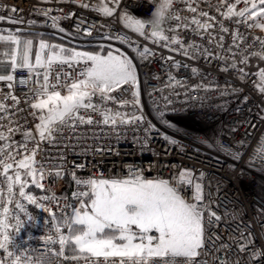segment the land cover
<instances>
[{
  "label": "snow or ice",
  "instance_id": "snow-or-ice-1",
  "mask_svg": "<svg viewBox=\"0 0 264 264\" xmlns=\"http://www.w3.org/2000/svg\"><path fill=\"white\" fill-rule=\"evenodd\" d=\"M74 2L81 8L95 11L99 16L115 18L124 29L145 40L151 39L153 44L163 42L164 47L174 46L170 48L171 51H181L191 59L202 56L223 61L221 70H234L240 79L245 78V68L252 58L264 61V35L254 34V30L264 33V0H151L154 11L148 19L132 14L122 4V0ZM176 4H182L183 8L175 7ZM10 11L14 14L19 10L12 7ZM60 11L63 13V9ZM184 12L191 15H182ZM51 13L50 8L41 12L51 19L52 27L60 32L65 29L60 27L59 21L75 16L73 12L63 16H53ZM4 19V16H0V21ZM8 19L13 23H23L17 17L10 16ZM165 24L169 26L163 27ZM84 25L85 21L81 19L76 24V31L80 32L83 28L86 36H92L98 27L97 24ZM185 31L201 39L206 37L213 48L205 47L195 40L186 42L181 35ZM226 36L230 37L229 43L225 42ZM104 39L118 40L132 46L127 33H110ZM135 51L144 60L155 55L148 46H143L142 50L136 46ZM0 57V81L8 82L7 87L10 89L0 94V121H8L7 124L0 123V249L4 250L8 258L0 259V264H52L44 255L34 261L23 253L9 251L13 244L9 229L15 228L19 233L24 226L19 216L13 217L15 225L9 223V205L16 195V186L19 197L48 213L54 222L55 236L41 237L46 245H59L58 251L47 248L54 257L77 264H208L207 260L198 259L206 254V244L211 240L206 235L205 213L208 214V225L219 221L221 217L204 203V186L200 182L203 173L198 178L192 170L181 169L177 182L173 184L163 178L147 179L133 167L128 168L127 177L112 179H81L72 171L70 176L77 186L72 199L76 203H65L60 208L59 218L51 207L41 201L50 200L60 207L61 197L53 193L37 198L26 192L30 185L44 190L45 179H62L66 174L62 165L46 167L36 160L43 142L55 144L59 134H67V139L73 135L77 140L83 139V134L78 132L81 126L102 124L115 132L121 126L145 123L143 114L119 110L140 105L137 66L128 55L119 49H112L111 45L106 52L103 47L100 51L89 52L51 44L44 38H40L37 43L34 38H28L21 30H17L6 35L0 34ZM65 65L73 72H65ZM175 66L180 67L178 62H175ZM77 67L79 71H76ZM39 69H43V72ZM17 70H26L28 73L26 78L19 79V84H33L24 94L27 98L25 102L32 109L28 115L37 121L32 128L11 119L17 114L11 112L12 108L18 112L26 111L19 107L20 98L11 91L17 82L14 75ZM197 71L196 68L192 69L193 73ZM257 76L258 91L264 95V68L259 69ZM169 80V87H184L173 76ZM129 85L132 88L131 98L123 95L127 91L125 86ZM65 89L67 94L62 95ZM117 92L119 96L113 95ZM9 99L12 101L10 105L4 102ZM109 102L118 104L119 109L109 107ZM93 114L99 115L101 119L97 120ZM160 115L163 117L164 112L161 111ZM154 128L155 125L148 124L144 130ZM16 133L21 135L22 140L13 139ZM163 138L170 144L176 143L168 136ZM147 142L145 137L144 144ZM94 151L103 150L97 148ZM258 152L264 158V145L258 147ZM75 167L82 168L83 165ZM24 176L30 179H22ZM185 189L191 190V201L182 195ZM15 208L27 214L25 206L19 201L15 203ZM65 208L71 210L70 214L64 211ZM62 228H67V234L61 231ZM243 236L244 233H241ZM248 237L251 242V233ZM228 247L221 244L216 250ZM247 247L248 243L242 242L239 251L244 252ZM66 249L72 254L66 255ZM259 255V252L253 253L252 258L258 259ZM56 264H61L60 260ZM219 264H228V261L222 260Z\"/></svg>",
  "mask_w": 264,
  "mask_h": 264
},
{
  "label": "built area",
  "instance_id": "built-area-1",
  "mask_svg": "<svg viewBox=\"0 0 264 264\" xmlns=\"http://www.w3.org/2000/svg\"><path fill=\"white\" fill-rule=\"evenodd\" d=\"M122 4L126 5L132 14L142 19L150 18L154 11L151 0H122ZM12 7L19 11L11 13ZM175 7L183 8V5L176 4ZM202 7L206 8L207 5ZM49 8L52 9L53 16L75 13L72 19L65 18L59 21L60 27L65 29L64 32L53 28L51 19L41 14L43 10ZM60 9H63V13ZM182 15L191 14L184 12ZM0 16L5 17L0 21V28L9 32L44 31L87 41H96L110 33L112 35L127 33L133 47L140 46L142 50L143 46H148L155 53L148 60L141 59L138 55L140 105L137 108L126 106L119 109L118 104L112 102L108 104L113 109L143 114L145 123L121 126L115 132L102 124L81 126L78 132L83 134V139L77 140L75 135L67 139L65 138L67 134H59L56 137L57 143L43 142L36 160L46 167L62 165L66 174L62 179L54 177L45 179L44 190L30 185L26 192L37 198L51 196L53 193L61 197L60 207L50 200L41 201L51 207L59 218L60 208H63L65 203H76L72 199V193L77 191V186L70 176L72 171L81 179L89 177L112 179L127 177L128 168L133 167L141 171L145 178H163L175 184L179 171L190 169L198 178L200 173L204 174L200 181L204 186V203L221 217L219 221L208 225V214L205 213L206 235L211 240L206 244V254L198 259L207 260L208 264H219L222 260L228 261V264L237 262L264 264V158L258 152V147L264 145V95L258 91L257 74L248 69L251 60L245 68V78L240 79L234 70L228 72L221 70L224 66L223 61L214 58L209 60L202 56L191 59L184 56L181 51H171L170 48L174 46L164 47L163 42L153 44L151 39L145 40L138 34L124 29L115 18L99 16L91 9L79 7L74 0H0ZM10 16L19 18L23 23L11 22L8 19ZM81 19L85 21L84 27L88 24L98 25L92 36L84 35L83 28L80 32L76 31V24ZM30 21L35 23L30 24ZM168 26L163 25L165 28ZM241 30H244L243 27ZM254 34L264 35L259 30H254ZM181 35L186 42L195 40L205 47L213 48L208 44L206 37L201 39L190 31L182 32ZM225 42L229 43L230 37L226 36ZM169 57L172 59H168ZM175 62H178L180 67H176ZM193 68L198 71L193 73ZM56 70L59 71V68ZM39 71L43 72V69ZM64 71L73 72V69L65 65ZM76 71H79V67ZM14 75L17 82L11 91L20 98L19 107L26 111L18 112L16 108H12L11 112L17 114L11 119L32 128L37 121L28 115L32 109L25 102L27 98L24 94L33 84L25 86L18 83L20 78L27 77L26 70H17ZM170 76L180 81L184 87L167 86L170 84ZM7 83L0 81V94L10 91ZM198 85L201 87L197 88ZM125 88L127 91H124L123 95L131 98V86ZM65 91L66 89L62 92ZM113 95L119 96L120 93ZM93 99L96 100L95 97ZM4 102L12 104L10 99ZM161 111L164 112L163 116L167 123L162 121ZM93 115L97 120L101 119L99 115ZM178 119L187 124L177 123ZM0 123L7 124L8 121ZM171 123L178 125L172 127ZM148 124L155 125V128L145 131ZM164 136L169 138L171 136L176 143L170 144L163 138ZM145 137L148 141L146 145ZM13 139L19 141L22 137L16 133ZM31 146L29 143V147ZM97 148L103 151H94ZM75 165L83 167L76 168ZM4 188L6 198V185ZM14 191L16 195L9 205V223L15 225L16 220L13 217L19 216L24 226L19 233L15 228L9 229L13 240L9 251L23 253L34 261L44 255L52 264H56L57 260H60L61 264H77L54 257L47 251L48 247L59 250L58 244L46 245L41 239L47 235L55 236L54 222L48 213L19 197L18 186ZM182 195L191 201L190 189H185ZM17 201L25 206L27 214L15 208ZM64 211L69 214L71 212L68 208ZM29 216L32 217L31 220ZM61 231L67 234V228H62ZM241 233H244L243 238ZM249 233L253 237L251 242ZM217 237L218 240L215 239ZM242 242L248 243L244 252L239 251V244ZM221 244L229 247L217 251ZM256 252L260 253L259 258L253 259L252 254ZM66 255H71L67 249ZM0 259H8L2 249Z\"/></svg>",
  "mask_w": 264,
  "mask_h": 264
},
{
  "label": "trees",
  "instance_id": "trees-1",
  "mask_svg": "<svg viewBox=\"0 0 264 264\" xmlns=\"http://www.w3.org/2000/svg\"><path fill=\"white\" fill-rule=\"evenodd\" d=\"M0 33L6 35L9 33V31L0 28ZM22 34L26 37L37 36V37L48 38L50 40H53L55 42V44H57V45H62L64 47L72 48V49H80V48L85 49L86 48V49H94L95 50V48H99L100 45H103L100 43H92V42L82 41L81 39H78V38L63 37V36H60V35H58L56 33H52V32L25 30V31H22ZM0 59H2V57ZM260 68H264V61H260L257 58H252L249 66H248V69H250L251 71H253L257 74V72L259 71ZM22 179H24V178H22ZM68 253L72 254L69 251H68Z\"/></svg>",
  "mask_w": 264,
  "mask_h": 264
},
{
  "label": "rangeland",
  "instance_id": "rangeland-1",
  "mask_svg": "<svg viewBox=\"0 0 264 264\" xmlns=\"http://www.w3.org/2000/svg\"><path fill=\"white\" fill-rule=\"evenodd\" d=\"M1 34V33H0ZM5 35V34H4ZM58 35H60V36H63V37H70V38H75V37H73V36H69V35H63V34H58ZM28 38H34V40L38 43V40L40 39V38H44V37H37V36H28ZM46 41H48L49 43H51V44H55V42L53 41V40H50V39H48V38H44ZM81 41V40H80ZM82 41H86V42H92V43H100V44H103V45H100V47L99 48H95V50L94 49H76V50H79V51H89V52H93V51H100V49H101V47H103V49L105 50V52L107 51V50H109V45H111V47H112V49H119L121 52H123V53H125L126 55H128L129 56V58H131L132 60H133V63L137 66V74H138V53H137V51H135V47H133V46H129V45H127V44H123V43H121V42H119V41H117V40H111L110 42H106V41H102V42H100V41H87V40H82ZM105 45V46H104ZM34 51H35V47H34ZM1 58V57H0ZM33 60H34V56H33ZM138 80H139V78H138ZM62 95H65V94H67V90L65 91V92H62L61 93ZM161 119H162V121L164 122V121H166L165 120V118H164V116L163 117H161ZM177 123H180V124H183V125H186L187 123L186 122H183V121H181V120H179L178 119V121H177ZM188 123H190V122H188ZM178 124H175V123H171V126L172 127H176ZM184 127V126H183ZM170 138H171V136H170ZM26 177V176H25ZM22 177V178H24V179H30V178H28V177ZM148 179V178H147ZM68 251V250H67ZM70 252V251H69Z\"/></svg>",
  "mask_w": 264,
  "mask_h": 264
},
{
  "label": "crops",
  "instance_id": "crops-1",
  "mask_svg": "<svg viewBox=\"0 0 264 264\" xmlns=\"http://www.w3.org/2000/svg\"><path fill=\"white\" fill-rule=\"evenodd\" d=\"M96 41H100V42H102V41H106V42H110L109 40H106V39H104V37H100V38H98V40H96ZM118 41V40H117ZM95 42V41H94ZM120 42V41H119ZM124 44V43H123Z\"/></svg>",
  "mask_w": 264,
  "mask_h": 264
}]
</instances>
